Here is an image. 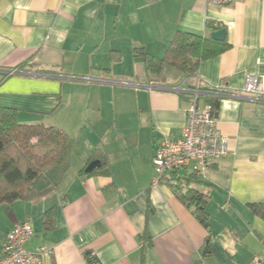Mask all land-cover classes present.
Segmentation results:
<instances>
[{"label":"crops","instance_id":"0c3cea01","mask_svg":"<svg viewBox=\"0 0 264 264\" xmlns=\"http://www.w3.org/2000/svg\"><path fill=\"white\" fill-rule=\"evenodd\" d=\"M210 23L227 29L229 47L194 75L148 68L146 55L162 59L178 30L205 34ZM248 75L264 76V0H0V107L76 139L56 191L0 204V254L30 220L39 264H91L87 251L101 264H264V99L244 92ZM197 77L222 86L216 117L229 139L228 154L198 170L208 227L167 182L153 183L155 148L187 121L176 87ZM95 159L110 173L86 172Z\"/></svg>","mask_w":264,"mask_h":264},{"label":"trees","instance_id":"16d2710c","mask_svg":"<svg viewBox=\"0 0 264 264\" xmlns=\"http://www.w3.org/2000/svg\"><path fill=\"white\" fill-rule=\"evenodd\" d=\"M210 28L211 32L205 34L178 30L162 59L155 60L146 55L148 68L160 70V64H169L186 75H194L204 58L229 47L226 40L212 37V32L219 26L210 23ZM106 70L109 69H103ZM212 104L217 115L220 98H213ZM75 143L76 139L63 128L44 123H23L15 108L1 106L0 204L16 200L32 201L56 191L72 166ZM198 170L178 172V169H173L161 177L160 183L167 182L184 204L194 207V213L208 227L207 197L195 186L201 182ZM96 172L109 174V164L103 161L102 166L91 173ZM50 215L51 209L44 214V223L48 228L51 225ZM207 250L205 247L204 253ZM85 255L89 262L98 259L91 251ZM191 264H202V260Z\"/></svg>","mask_w":264,"mask_h":264},{"label":"built area","instance_id":"2783aa9c","mask_svg":"<svg viewBox=\"0 0 264 264\" xmlns=\"http://www.w3.org/2000/svg\"><path fill=\"white\" fill-rule=\"evenodd\" d=\"M211 3L227 5L236 0H207ZM20 72L18 68L8 69L7 75ZM69 78H76L71 76ZM195 85L176 87L182 96L187 98V121L180 137H165L155 148L152 163L155 177L154 184L173 169L187 168L194 162L195 169H202L211 161L226 156L229 152L228 136L221 131L217 124L212 103L201 106L202 98H221V85L203 84L200 77ZM243 90L250 97L264 99V76L248 75ZM34 228L30 220L16 224L10 229L4 240L0 254V264H39L44 248L30 251L27 241L33 236ZM95 255L94 253H92ZM91 264H101L98 259Z\"/></svg>","mask_w":264,"mask_h":264},{"label":"water","instance_id":"95a60500","mask_svg":"<svg viewBox=\"0 0 264 264\" xmlns=\"http://www.w3.org/2000/svg\"><path fill=\"white\" fill-rule=\"evenodd\" d=\"M227 34V29L226 28H221L219 30L213 31L212 32V37L216 40L223 41L226 38ZM101 166V162L99 159L92 160L86 167L85 171L86 172H91L97 167Z\"/></svg>","mask_w":264,"mask_h":264}]
</instances>
